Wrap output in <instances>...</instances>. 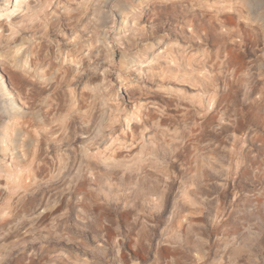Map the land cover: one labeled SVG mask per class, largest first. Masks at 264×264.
<instances>
[{
  "label": "clouds",
  "instance_id": "1",
  "mask_svg": "<svg viewBox=\"0 0 264 264\" xmlns=\"http://www.w3.org/2000/svg\"><path fill=\"white\" fill-rule=\"evenodd\" d=\"M0 264H264V0H0Z\"/></svg>",
  "mask_w": 264,
  "mask_h": 264
}]
</instances>
